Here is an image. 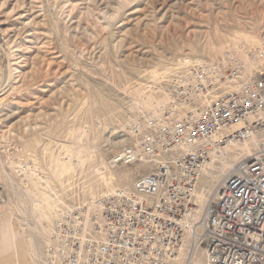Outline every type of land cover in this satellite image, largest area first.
Here are the masks:
<instances>
[{
	"label": "rangeland",
	"instance_id": "obj_1",
	"mask_svg": "<svg viewBox=\"0 0 264 264\" xmlns=\"http://www.w3.org/2000/svg\"><path fill=\"white\" fill-rule=\"evenodd\" d=\"M260 44L264 0H0V264L17 261L15 238L27 253L36 242L39 264L61 209H94L152 166L108 163L132 142L131 123L166 101L176 63L230 47L244 58ZM248 152L229 153L228 168L214 160L212 177L198 181L206 203ZM195 260L205 263L203 249Z\"/></svg>",
	"mask_w": 264,
	"mask_h": 264
},
{
	"label": "built area",
	"instance_id": "obj_2",
	"mask_svg": "<svg viewBox=\"0 0 264 264\" xmlns=\"http://www.w3.org/2000/svg\"><path fill=\"white\" fill-rule=\"evenodd\" d=\"M244 55L230 47L174 65L163 85L166 101L131 123L132 142L108 163L152 166L97 197L94 209H61L39 264H180L184 248L203 249L204 264H264V64L245 73L264 60V45ZM253 138L256 146L196 218L195 192L210 152ZM6 204L0 183V208Z\"/></svg>",
	"mask_w": 264,
	"mask_h": 264
},
{
	"label": "bare ground",
	"instance_id": "obj_3",
	"mask_svg": "<svg viewBox=\"0 0 264 264\" xmlns=\"http://www.w3.org/2000/svg\"><path fill=\"white\" fill-rule=\"evenodd\" d=\"M251 72L252 71H247L246 68H245V73H251ZM165 99H167L166 96H165ZM256 143H257V140L255 138H253L251 141H242V142H236V141L234 142L233 141V142H230V143L226 144L222 149L219 150V152H217V151H215V152L214 151H211L210 152V155H211V158L212 159L203 164V166L201 168L200 179L201 178L204 179V178H208V177L211 178L212 177L211 176L212 175V170L216 167L215 164H214V160L215 159H217L220 163H222V165H224L226 168H228V167H230V162L228 161V158H227V155L229 153H232L233 154L236 151H238V152H246V151L247 152L248 151L251 152L252 149L256 146ZM76 155L78 156L77 158H78L79 162H81L82 159L80 157H82V156H80L81 155L80 151L76 152ZM83 155H84V153H83ZM86 155H87V153H86ZM243 155L244 154H242L240 158H242ZM84 159H86V158H83V160ZM56 169L59 171V173H62V172H64L66 170V164L65 163H62L61 164V162H60L59 164L56 165ZM104 172L105 171H100L99 170L100 175H103ZM213 181L214 180H211V182H213ZM217 184L218 183H216L215 185H213L212 190L217 186ZM201 189L202 188L199 187L196 190V192H195V202H196V205H197V209H196L197 215H196V218H198L199 213H201V211H202V209H203V207H204V205H205V203H206V201L208 199V197H207V199H204V193L206 191L204 187H203L204 192H202V194H199V192H200ZM208 196H209V194H208ZM189 236H190V233H189L188 237ZM4 240H5L4 242H7V240H8V236H7L6 233H4ZM35 244H36V242H32V244L29 246L30 252L27 253L26 250L25 251L22 250V248L20 247V245L17 243V238H15V242H14V244L12 246H13L14 250L16 251L17 261L14 264H35L36 256H37V249H36V245ZM7 249L8 248L4 247V249H2L0 251H5ZM193 253H194V251L191 252L188 249H185L184 248L182 251L179 252L178 259L181 262L182 259L185 260L184 258H186V264H204V261L203 262H200V261H196L195 260L194 262H191V257H192V254ZM29 257H31V258L28 259Z\"/></svg>",
	"mask_w": 264,
	"mask_h": 264
},
{
	"label": "crops",
	"instance_id": "obj_4",
	"mask_svg": "<svg viewBox=\"0 0 264 264\" xmlns=\"http://www.w3.org/2000/svg\"><path fill=\"white\" fill-rule=\"evenodd\" d=\"M5 260H6V259L4 258V261H5ZM9 263H10V264H12V261H11V260H9Z\"/></svg>",
	"mask_w": 264,
	"mask_h": 264
}]
</instances>
